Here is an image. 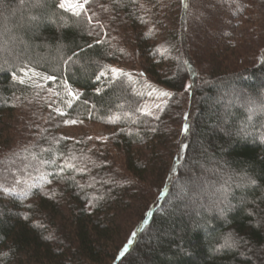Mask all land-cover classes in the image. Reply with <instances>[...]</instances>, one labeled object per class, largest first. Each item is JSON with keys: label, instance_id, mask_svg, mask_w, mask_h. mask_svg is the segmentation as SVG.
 Segmentation results:
<instances>
[{"label": "trees", "instance_id": "16d2710c", "mask_svg": "<svg viewBox=\"0 0 264 264\" xmlns=\"http://www.w3.org/2000/svg\"><path fill=\"white\" fill-rule=\"evenodd\" d=\"M90 1L0 4V264H264V115L248 120L264 101V51L249 65L196 53L180 22L192 0H162L167 22L159 0ZM127 45L141 71L120 66ZM18 101L44 121L24 144L5 128ZM86 121L107 127L108 145L58 134Z\"/></svg>", "mask_w": 264, "mask_h": 264}, {"label": "rangeland", "instance_id": "374dc122", "mask_svg": "<svg viewBox=\"0 0 264 264\" xmlns=\"http://www.w3.org/2000/svg\"><path fill=\"white\" fill-rule=\"evenodd\" d=\"M174 1L176 2L177 0H173L172 2ZM89 2L91 1L87 0V3H84V0H67L65 6L79 9L76 6L78 4H84L83 9L81 10L88 12L90 8H92L87 7ZM165 2L159 0V5L155 8V12L158 18L162 17V19L166 20L169 19L167 10L169 11L170 9L166 7L164 10ZM182 2L181 4L183 5L184 3ZM169 4H171V2H168V5ZM174 9L170 11H174ZM188 10L189 11L185 14L186 17L183 14L180 16V22L182 20L186 21V26L183 29H186L187 33L189 32L190 44L193 47L196 46V53L202 52L203 54L208 52L207 55H209V51L218 49L229 53L233 52V56L238 65H242V63L246 65L256 64L260 61L264 51V2L256 0H192V5ZM179 15L177 23L179 21ZM180 22L178 26H180ZM102 26L106 29V24L103 23ZM103 32L105 34L106 32L107 34L110 33L107 29L103 30ZM116 33L120 34V32ZM121 37L123 39L124 34H122ZM118 41L119 37H116V45H118ZM121 47L122 48L120 50H122L124 54L122 55L123 64H120V66L123 65L129 70L135 67L134 69L141 71L140 68L142 67H140L139 64H141L142 59L138 49L135 46L132 48L129 45ZM26 77H28V80L37 79L34 73L31 75L29 74ZM40 80L42 79L40 78ZM71 91L73 92V90ZM248 102L247 104L249 105ZM15 104V109H13L12 112L13 116L8 121L9 125H6L5 128L8 129L10 135L16 137L15 144L18 142L24 144L25 142L33 141L35 139L34 136L37 133L36 129L41 130L44 121H37V114H32L29 118L27 115L29 109L34 110L32 105H27L21 101H18ZM159 105L160 101H157L156 103H149L146 106L145 112H155ZM36 111L40 112L41 109H37ZM34 124H36L34 126L35 128L32 127ZM14 128H16V131L12 130ZM106 128L107 127L101 123L86 121L79 124L62 126L58 130V134L70 139L71 141L84 143L87 146H91L96 143H105V145H108V136L110 131ZM114 155L118 164L121 165V161L123 163V160H121L119 154L116 153ZM196 172L197 175H201L205 179L206 177L213 175V171H211L208 167L196 170ZM209 177L206 181H204L205 184L203 183L206 185L204 186L206 190L214 186V181H212ZM153 193L150 195V201L153 199ZM225 205V201L212 204L211 202L208 203V206L217 210H219L220 206ZM134 220V218H132V220H128L125 224L127 226L124 229V233L127 232L128 227H130V224L134 222ZM144 240L147 241V239ZM146 241L145 243H147ZM120 243L121 242H119V244Z\"/></svg>", "mask_w": 264, "mask_h": 264}, {"label": "snow or ice", "instance_id": "6c2138e0", "mask_svg": "<svg viewBox=\"0 0 264 264\" xmlns=\"http://www.w3.org/2000/svg\"><path fill=\"white\" fill-rule=\"evenodd\" d=\"M66 2H67V0H60L59 7L61 9L65 8ZM2 3H3V0H0V4H2ZM84 3H87V0H84ZM76 7L79 8V9H83L84 4H78ZM69 11H73V14L76 15V16H79L81 14L80 11H74L73 9H69ZM69 59L71 60V57ZM112 71H113V73H118L121 70H119V69H112ZM101 75H103V73H101ZM46 79H48V80H54L55 77L54 76H47ZM99 79H100V76H97V80H99ZM20 83H24V81L21 80ZM97 91L99 92L100 89H97ZM160 94L162 96H171L172 95L169 92H161ZM69 95L70 96H73V98H78V96H76L71 90H69ZM71 105H72V102L69 101L68 102V106L71 107ZM57 111H58V114L59 115H63L64 114L63 112H59V110H57ZM257 113H260V114L264 115V101H262L260 105L255 106V107L249 109V117H248V120L251 121L252 118H253V116H255ZM65 123H77V121L71 120V121H65ZM247 127H248V125L246 124L243 128L240 129V131L237 134L238 135L243 134L245 136L246 135H249V133L246 130ZM182 131H184L185 133L188 131V125L187 124L184 125V128L182 129ZM260 138H261L262 141H264V133H261L260 134ZM89 139H91V138H89ZM181 147H184V146L181 145ZM68 167H72V166L71 165H68ZM80 171H83V169H80ZM241 180L245 181L248 184H253V185L256 184V181L253 180V179H251V178H249V177H241ZM237 186H241V185H237ZM225 190H227V189H225ZM4 191L5 192H8L10 190L9 189H4ZM221 211L223 212V210H221ZM126 247H127V245H125V248ZM121 254H123V252Z\"/></svg>", "mask_w": 264, "mask_h": 264}]
</instances>
